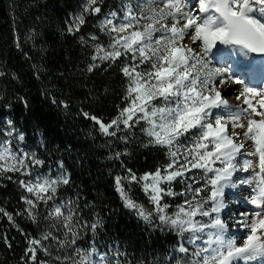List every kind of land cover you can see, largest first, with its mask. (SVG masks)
<instances>
[{
  "label": "snow or ice",
  "instance_id": "6c2138e0",
  "mask_svg": "<svg viewBox=\"0 0 264 264\" xmlns=\"http://www.w3.org/2000/svg\"><path fill=\"white\" fill-rule=\"evenodd\" d=\"M104 8V0H81L65 30L76 36L89 17L95 18V31L78 37L89 52L85 71L118 67L123 106L117 105L106 123L82 114L110 138V148L117 142L128 144L139 128L147 137L145 146L164 150L167 162L154 171L137 176L121 161L125 174L113 177L124 207L150 228L174 236L175 244L157 264L264 261V0H119ZM38 36L30 29L24 42L35 47ZM13 42L22 51L18 31ZM38 51L41 60L31 67L40 79L45 49ZM24 56L32 60L27 52ZM253 56L262 58L258 70ZM236 57L251 61L244 67L253 75L259 72L257 82L246 81L230 66V61L242 63ZM5 75L0 70V77ZM233 85L239 86L236 103L226 95ZM60 106L69 107L65 101ZM0 137V180L22 190L25 208L16 215L38 228L44 225L30 235L0 207V216L25 236L21 264H146L130 259L119 245L103 246L107 250L97 246L91 237L103 228V218L93 214L91 222L85 219L84 210L92 202L62 191L72 185L71 173L62 160L55 168L45 166L39 154L43 139L34 149L25 146L26 134L11 118L4 119ZM128 154L126 149L112 150L108 159L119 161ZM237 182L252 188L249 202L255 209L236 221L247 229L239 242L221 216L227 207L224 189ZM175 183L184 185L181 191L174 190ZM132 184L140 186L149 207L131 197ZM166 197L183 199L173 206ZM85 236L90 237L87 245L81 243ZM3 239L11 248L6 235Z\"/></svg>",
  "mask_w": 264,
  "mask_h": 264
},
{
  "label": "trees",
  "instance_id": "16d2710c",
  "mask_svg": "<svg viewBox=\"0 0 264 264\" xmlns=\"http://www.w3.org/2000/svg\"><path fill=\"white\" fill-rule=\"evenodd\" d=\"M80 2L0 0V70L7 73L0 77V126L5 118L13 119L26 134L25 146L29 148H36L43 139L45 147L39 154L45 159L46 167L55 168L58 160L64 162L71 173L72 185L62 191L68 195L79 193L92 202L93 206L84 210L85 219L91 222L93 214L103 218V228L91 237L98 247L107 250L103 246L119 245L130 259L157 264L175 244L174 236L150 228L124 207L115 191L113 177L125 174L121 161L137 176L154 171L167 162L165 152L158 147L145 146L147 137L139 128L134 130L128 144L117 142L110 148L107 146L110 138L101 135L98 126L83 116L82 111L108 122L115 115L117 105L123 106V88L118 67L85 71L89 52L78 37L95 31L92 25L96 20L89 17L76 36L65 30L69 14L78 11ZM117 3L119 0H104V10ZM30 29L39 34L35 47L34 42H24ZM15 31L20 35L22 51L13 42ZM40 46L45 49L42 59L45 72L37 79L31 64L41 60ZM25 52L32 57L31 61L25 59ZM21 97L27 101V108ZM61 101L67 102L69 107L62 108ZM125 149L129 154L119 161L108 159L112 150ZM0 184L4 185L0 187V207L13 214L15 224L23 232L37 235L43 222L38 228L26 216L16 215L25 208L20 200L22 190L9 180H0ZM177 184L174 190L179 192ZM130 194L136 202L149 207L139 185L132 184ZM165 199L173 206L182 201V197ZM5 235L11 248L3 239ZM89 239L85 236L81 243L87 245ZM25 248L22 232L7 217L0 216V264H21ZM40 256L43 258L42 254Z\"/></svg>",
  "mask_w": 264,
  "mask_h": 264
},
{
  "label": "rangeland",
  "instance_id": "374dc122",
  "mask_svg": "<svg viewBox=\"0 0 264 264\" xmlns=\"http://www.w3.org/2000/svg\"><path fill=\"white\" fill-rule=\"evenodd\" d=\"M226 95L231 96V91L228 89ZM237 175L244 177L247 176L248 173H238ZM177 186L182 190L184 185L178 183ZM183 199V198H182ZM224 202L227 205L226 211L222 212V218L227 220L226 222L229 224L231 228L230 235H233L239 240L246 235L247 229L242 228L240 225L236 223L237 220L242 219L241 213H251L253 212L254 206L250 204L249 200L244 201L242 198H224ZM233 230V231H232Z\"/></svg>",
  "mask_w": 264,
  "mask_h": 264
},
{
  "label": "bare ground",
  "instance_id": "6f19581e",
  "mask_svg": "<svg viewBox=\"0 0 264 264\" xmlns=\"http://www.w3.org/2000/svg\"><path fill=\"white\" fill-rule=\"evenodd\" d=\"M241 61H246L247 64L250 62L249 60L244 59L243 57H241ZM229 63H230V66L234 68L233 63L231 61ZM259 67H260V62H259V66L256 69H259ZM241 76L242 78H245L246 81H251L255 83L259 79V72L257 71L254 76L251 74H248L247 77H245L244 75H241ZM238 88L239 86H236V85H233L231 88H229V90L231 91V96L227 95V98L229 99L230 103H236L234 97H235V94ZM233 179L235 181V177ZM251 194H252V188L249 185H241L238 182L236 183V187H226L224 189V198H231V196H233L234 198L236 197L242 198V200L248 201ZM226 209L227 208H225L224 210L226 211ZM221 216H222V213H221ZM230 232H231V228H230ZM254 264H264V261H257V262H254Z\"/></svg>",
  "mask_w": 264,
  "mask_h": 264
},
{
  "label": "water",
  "instance_id": "95a60500",
  "mask_svg": "<svg viewBox=\"0 0 264 264\" xmlns=\"http://www.w3.org/2000/svg\"><path fill=\"white\" fill-rule=\"evenodd\" d=\"M254 57H259V56H254ZM259 58H261V57H259Z\"/></svg>",
  "mask_w": 264,
  "mask_h": 264
}]
</instances>
